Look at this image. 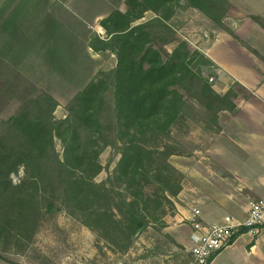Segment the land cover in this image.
<instances>
[{"label": "trees", "instance_id": "trees-1", "mask_svg": "<svg viewBox=\"0 0 264 264\" xmlns=\"http://www.w3.org/2000/svg\"><path fill=\"white\" fill-rule=\"evenodd\" d=\"M124 3L125 12L115 9L100 22L106 38L88 42L94 53L113 55L116 66L99 72L74 95L64 119L56 118L58 101L41 92L0 122V264L30 252L37 253V264H49L34 245L45 220L59 213L127 252L163 201L181 192L169 162L178 155L171 143L174 131L195 123L218 135L219 115L236 109V92L231 88L219 95L204 77L213 63L203 53L191 51L184 41L171 53L156 45L158 35L172 32L179 9L197 10L237 40L224 23L228 0ZM15 31H8L12 38ZM18 47L19 55L27 50ZM108 148L119 160L98 183L106 169L101 155ZM114 162L111 158L107 168ZM148 188L162 193L161 200L148 196Z\"/></svg>", "mask_w": 264, "mask_h": 264}, {"label": "crops", "instance_id": "crops-1", "mask_svg": "<svg viewBox=\"0 0 264 264\" xmlns=\"http://www.w3.org/2000/svg\"><path fill=\"white\" fill-rule=\"evenodd\" d=\"M124 1L9 0L6 6L11 12L15 7L21 9V19L28 17L26 23L33 16L39 20L37 27L31 25L30 30L18 31L19 35L15 31L14 37L43 39L39 51L48 55L50 48L57 50L55 39L59 38L62 53L72 57L67 62L87 58L93 64L99 58L88 48L93 31L104 39L100 22L115 9L125 12ZM228 2L230 10L224 23L237 40L197 10L186 12L204 24V34L196 35L199 38L195 48L213 63L214 90L225 95L232 88L237 94L236 109L219 115L221 133L197 161V182H191L195 188L183 187L176 203L174 223L181 226L169 229L189 253L193 247L194 209L200 211L201 221L208 225L225 217L242 222L247 217L248 202L264 200V0ZM210 264H264V229L257 236L240 232Z\"/></svg>", "mask_w": 264, "mask_h": 264}, {"label": "rangeland", "instance_id": "rangeland-1", "mask_svg": "<svg viewBox=\"0 0 264 264\" xmlns=\"http://www.w3.org/2000/svg\"><path fill=\"white\" fill-rule=\"evenodd\" d=\"M7 2L9 0H0V122L16 115L27 101L41 92L49 93L58 101L60 107L55 115L59 120L64 119L67 115L65 107L85 82L93 80L99 72L113 69L116 59L112 58L111 54H97L99 58L93 64L87 58L82 62L69 63L66 59L72 57L62 53L59 38L55 39L57 50L50 48L49 55L39 51L43 39L12 38L8 33L10 29L16 30L19 35L21 31L30 30L31 25L37 27L39 20L29 13L28 16L33 18L26 23L28 17L21 19V9L15 7L11 12L9 6H6ZM187 11L179 9L171 22L172 32L157 36L156 45L165 52L171 53L180 41L186 42L191 51L197 50L195 47L199 36L196 35L204 34L201 30L204 24L202 25L195 15L186 14ZM150 17L152 15L148 14L146 18ZM96 36L98 37V34L93 31L92 37ZM102 37L106 38V35ZM165 41L173 43L164 44ZM18 46H27V50L19 55L21 47ZM58 60L64 62L58 63ZM203 75L208 81L209 78H214V66L204 70ZM218 135L205 131L201 125L195 123H188L187 126L178 127L174 131L171 143L178 155L172 156L169 162L177 172L181 192L189 186L195 188L191 182H197V161L205 156V151ZM57 150L59 153L63 150L59 141ZM111 158H114L115 162L107 168ZM118 160L119 156L112 149L104 150L101 163L106 169L96 179L98 183L108 179ZM21 176L22 173L14 176V181L18 182ZM145 192L148 196L161 200L162 193L155 195V190L151 188ZM179 195L177 198L168 196L169 202L163 201L164 206L154 214L148 229L125 253L101 242L96 233L67 213H59L56 217L45 220L36 236L34 248L47 257L49 264H193L191 253L178 244L169 229L177 226L174 216L177 213L176 203H179ZM194 205L197 203L194 202ZM8 258L10 261L3 264H37L38 261L35 252Z\"/></svg>", "mask_w": 264, "mask_h": 264}, {"label": "built area", "instance_id": "built-area-1", "mask_svg": "<svg viewBox=\"0 0 264 264\" xmlns=\"http://www.w3.org/2000/svg\"><path fill=\"white\" fill-rule=\"evenodd\" d=\"M214 81V78H209L210 84ZM200 214L194 209L191 220L193 247L190 253L193 264H210L217 254L232 244L242 229L252 236L259 235L264 229V200L249 202L247 217L242 222L225 217L219 223L208 225L201 221Z\"/></svg>", "mask_w": 264, "mask_h": 264}]
</instances>
